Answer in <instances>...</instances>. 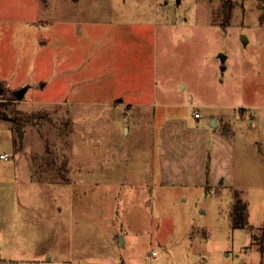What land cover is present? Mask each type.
I'll return each instance as SVG.
<instances>
[{"label": "rangeland", "instance_id": "1", "mask_svg": "<svg viewBox=\"0 0 264 264\" xmlns=\"http://www.w3.org/2000/svg\"><path fill=\"white\" fill-rule=\"evenodd\" d=\"M260 22L264 0H0V175L29 176L23 220L0 181V264H264ZM202 148L201 185L145 178L162 151L177 175Z\"/></svg>", "mask_w": 264, "mask_h": 264}, {"label": "crops", "instance_id": "2", "mask_svg": "<svg viewBox=\"0 0 264 264\" xmlns=\"http://www.w3.org/2000/svg\"><path fill=\"white\" fill-rule=\"evenodd\" d=\"M167 3V2H165ZM260 27L263 28L264 30V22H260ZM74 48H76L77 51V47L76 44L74 46ZM73 70V69H72ZM77 71V70H76ZM182 87H184V84H181ZM70 90L73 91L74 90V86L71 82V86H70ZM25 96V95H24ZM23 99V98H22ZM17 100V101H25V100ZM119 105H125L127 107H129V109L131 110L132 107L134 106H149V105H154L155 102L151 101H133V102H128L126 100H124L123 98L119 99L118 102ZM204 105V104H203ZM194 110L196 108H198L197 104H193ZM246 107H243V109ZM194 110H193V114H194ZM141 110H138V113L136 114V116H142L143 114L140 112ZM195 116V115H194ZM197 118L196 121H200L201 119V113L199 112V116H195ZM214 118L215 120V124H212L213 128H218L219 127V121L216 117L214 116H210L209 119ZM223 119V118H222ZM221 124L223 123V121L220 122ZM198 131H202L205 132L207 129L204 125H202V127L200 129H197ZM207 132V131H206ZM208 133V132H207ZM169 134V132H168ZM206 135V134H205ZM161 148V147H160ZM160 148L158 150V153L160 151ZM163 153H167V155L165 154V156L163 155ZM10 154L11 156H14L13 153H7ZM186 155V153L184 154ZM194 164L193 166H188L185 170H182V173H180V171L178 170V174L176 175V171L172 170L173 167V161H174V156L171 153L168 152H161V155H158V169L152 173V175H146L145 178H150L152 181H159L160 185H173V184H187V185H201L204 181H206V177H205V170L208 169L207 166V159H208V154L206 152L205 148L202 149H195L194 150ZM9 157V158H10ZM30 167V163L28 164ZM220 163H218V165H215L214 168V162L212 164H210V180L212 183H218L219 185H225L224 182H228V183H232L235 175L233 173V168L232 165L229 164L227 165V168H219ZM15 171V170H14ZM18 171V169H17ZM180 173V174H179ZM0 181H4L7 182L8 185L10 187H12V189L16 188V192L14 191L12 196L7 197V204L8 206L10 205V207H12V210H14V212L16 213V215H21V219L23 220V211L25 210V204H24V194H20L19 192H23V185L29 183V176H27V180L25 181V179H23L22 177H20L19 171L16 172L12 175L10 173H6L4 172V174L0 175ZM0 203H1V208L3 210V206L2 204L4 203V197H0ZM28 208V206H27ZM249 217V215H248ZM17 218V217H16ZM19 220L16 219L15 221L12 220V222H10V224L12 226L15 225H19L22 226L24 224V222H18ZM1 227V226H0ZM18 227V226H16ZM23 249V248H20ZM5 257H2L0 254V262H4L6 260L8 261H12V259H4ZM13 261H25L24 259H16Z\"/></svg>", "mask_w": 264, "mask_h": 264}, {"label": "trees", "instance_id": "3", "mask_svg": "<svg viewBox=\"0 0 264 264\" xmlns=\"http://www.w3.org/2000/svg\"><path fill=\"white\" fill-rule=\"evenodd\" d=\"M226 16L228 15L229 11H225ZM13 99H15V96L13 94ZM15 123H21L20 121H16ZM231 218H232V225L234 228H239V227H245L249 225V220H248V207L247 203L245 200L242 198L240 192L238 190H234V198H233V204H232V209L230 212ZM260 242L264 240V231L258 239ZM261 252H264V241L261 243L260 246Z\"/></svg>", "mask_w": 264, "mask_h": 264}, {"label": "water", "instance_id": "4", "mask_svg": "<svg viewBox=\"0 0 264 264\" xmlns=\"http://www.w3.org/2000/svg\"><path fill=\"white\" fill-rule=\"evenodd\" d=\"M225 57H226V55L221 53V58L224 59ZM27 88H28V86L25 85V86L21 87L19 90L15 91L13 93L14 96H15V99L21 100L23 98V96L25 95ZM212 124H215L214 118L212 119ZM16 130L18 132V135H19L20 139H22L23 138V134H24L23 129H22V125L21 124H17ZM120 239L122 240V236H120Z\"/></svg>", "mask_w": 264, "mask_h": 264}, {"label": "built area", "instance_id": "5", "mask_svg": "<svg viewBox=\"0 0 264 264\" xmlns=\"http://www.w3.org/2000/svg\"><path fill=\"white\" fill-rule=\"evenodd\" d=\"M194 115H195V116H199V111H198L197 109L194 110ZM0 157H1V158H6V159H7V158L10 157V154H7V153H1V154H0ZM152 253H153V254H156L155 251H153ZM201 261H202V260H201ZM203 264H204V263H203Z\"/></svg>", "mask_w": 264, "mask_h": 264}]
</instances>
